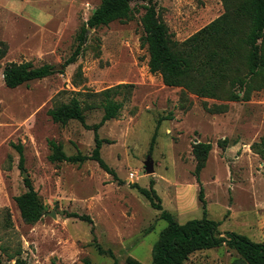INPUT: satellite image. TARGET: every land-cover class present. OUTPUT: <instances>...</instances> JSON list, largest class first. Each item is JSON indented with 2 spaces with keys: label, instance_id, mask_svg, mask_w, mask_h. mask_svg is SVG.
I'll use <instances>...</instances> for the list:
<instances>
[{
  "label": "rangeland",
  "instance_id": "rangeland-1",
  "mask_svg": "<svg viewBox=\"0 0 264 264\" xmlns=\"http://www.w3.org/2000/svg\"><path fill=\"white\" fill-rule=\"evenodd\" d=\"M101 0H0V258L9 264H126L133 257L151 264L152 249L167 222L138 187L153 188L163 209L178 223L203 216L219 231L264 243V88L247 82L249 99L236 89L221 98L166 86L149 70L142 45L141 17L147 2H133L127 21L89 30L87 21ZM173 40L183 42L225 13L224 0H152ZM86 28L84 50L63 72L16 88L4 82L11 62L62 64ZM119 84L133 87L113 98L117 118L105 122L100 93ZM232 91L240 99H233ZM76 98L78 121L55 123L48 111ZM220 107L221 112L208 109ZM106 142L101 157L117 179L96 161L52 162L50 142L66 155H91L95 134ZM154 142L152 143V141ZM211 145L205 155L201 145ZM14 145H21L24 168ZM150 157L154 172H146ZM30 178L45 208L34 224L23 221L15 198ZM87 215L92 223L69 214ZM235 250L200 251L188 264H231Z\"/></svg>",
  "mask_w": 264,
  "mask_h": 264
},
{
  "label": "trees",
  "instance_id": "trees-1",
  "mask_svg": "<svg viewBox=\"0 0 264 264\" xmlns=\"http://www.w3.org/2000/svg\"><path fill=\"white\" fill-rule=\"evenodd\" d=\"M133 2H147L145 12L141 17L143 36L142 45L149 53V70L159 74L163 83L169 87H183L201 96L221 98L230 89L238 88L243 92L245 100L249 99L252 89L247 79H259L264 88V0H224L225 13L202 28L183 42L171 38L169 29L161 20L152 0H101L87 21V26L97 29L115 21H127L132 15ZM84 28L78 36V43L71 55L62 64L63 70L58 71L50 64L34 66L30 61L8 63L3 72L4 82L8 88H16L34 80H41L61 73L81 56L86 41ZM7 45L2 43L0 58L6 55ZM133 85L119 84L105 89L100 94L104 96V110L101 121L94 126L97 131L105 122L117 118L122 103L113 96L123 90L129 91ZM233 99L239 100L236 91H232ZM211 112H221L220 107L208 109ZM55 123L66 124L75 120L85 128H89L86 117L78 99L73 98L48 111ZM155 139H153L152 143ZM264 141V138L263 140ZM106 141L95 134V148L91 155H66L61 145L50 142L52 162H68L82 164L86 160L96 161L99 166L117 179V175L101 157V148ZM206 155L211 145H201ZM20 155L19 166L24 168V154L21 145H14ZM199 183L198 199L202 205L203 216L178 223L174 216L163 209L161 199L153 188L138 187L139 191L150 201L153 208L160 211L161 218L167 226L160 232L159 238L152 249L151 264H188L193 254L221 246L235 250L238 257L231 264H264V243L251 241L244 235L219 231L220 223L207 217V202L204 189ZM26 191L15 198L21 218L25 223L34 224L40 221L44 214V205L35 190L31 179H24ZM71 217L92 223L87 215L69 214ZM0 264L3 263L0 258ZM82 264H93L85 260ZM126 264H143L133 257L126 259Z\"/></svg>",
  "mask_w": 264,
  "mask_h": 264
},
{
  "label": "water",
  "instance_id": "water-1",
  "mask_svg": "<svg viewBox=\"0 0 264 264\" xmlns=\"http://www.w3.org/2000/svg\"><path fill=\"white\" fill-rule=\"evenodd\" d=\"M88 29L92 30L91 27H88ZM145 166H146V172L148 174H151L154 172L153 161L150 157L147 158V161L145 162Z\"/></svg>",
  "mask_w": 264,
  "mask_h": 264
}]
</instances>
